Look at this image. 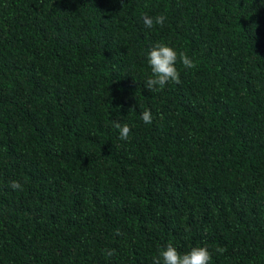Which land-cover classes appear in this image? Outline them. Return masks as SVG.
<instances>
[{
  "label": "trees",
  "instance_id": "trees-1",
  "mask_svg": "<svg viewBox=\"0 0 264 264\" xmlns=\"http://www.w3.org/2000/svg\"><path fill=\"white\" fill-rule=\"evenodd\" d=\"M157 43L180 83L150 92ZM169 243L264 264V0H0V264H153Z\"/></svg>",
  "mask_w": 264,
  "mask_h": 264
},
{
  "label": "clouds",
  "instance_id": "clouds-1",
  "mask_svg": "<svg viewBox=\"0 0 264 264\" xmlns=\"http://www.w3.org/2000/svg\"><path fill=\"white\" fill-rule=\"evenodd\" d=\"M166 17L158 15L150 17L145 14L143 22L145 27L151 29L155 25H163ZM178 53L170 46L157 43L150 49L147 55V62L150 68V75L145 81L146 89L150 92L160 91L169 83L179 84L180 74L176 68ZM179 60L187 69L194 68L195 63L186 54L180 53ZM134 111L130 109L129 112ZM141 120L145 124H151L153 117L150 110H145L140 114ZM114 126L119 130V139L126 141L130 135V127L127 124L115 122ZM11 188L16 191H22L23 187L18 181L11 182ZM222 251V249H217ZM109 256L113 253L107 252ZM211 254L206 247H193L189 252L181 254L171 244H167L159 252L158 257L153 264H210Z\"/></svg>",
  "mask_w": 264,
  "mask_h": 264
}]
</instances>
